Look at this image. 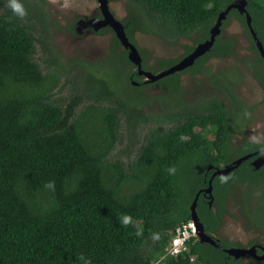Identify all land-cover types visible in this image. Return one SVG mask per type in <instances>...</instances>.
I'll use <instances>...</instances> for the list:
<instances>
[{
	"label": "trees",
	"instance_id": "obj_1",
	"mask_svg": "<svg viewBox=\"0 0 264 264\" xmlns=\"http://www.w3.org/2000/svg\"><path fill=\"white\" fill-rule=\"evenodd\" d=\"M127 1V33L135 44V30L166 39L198 33L203 42L220 14L241 0ZM45 2L31 5L43 14ZM246 2L264 44V0ZM2 6L5 0H0ZM139 13L146 20L138 21L134 14ZM231 16L248 28L238 10ZM36 31L12 10L0 15V264H239L195 242L189 255L166 256L176 230L192 219L198 189L208 185L207 168L232 166L233 154H242L233 152L231 142L249 111L237 94L228 88L231 110L218 99L194 104L185 100L176 81L169 97H157L166 110L144 120L142 106L152 85L132 84L131 77L140 79L128 51L117 50L115 40L111 57L69 63L71 73L81 69L76 75L80 94L91 103L75 114L83 96L70 97L67 107L54 100L60 77L44 73L34 60L36 43L45 46ZM230 47L217 40L207 56L226 57L232 54ZM49 53L54 64L62 65ZM145 62L146 71L160 69H149ZM204 64L201 58L190 71ZM122 116L141 125L151 120L174 125L150 130L136 162L125 168L109 159L121 138ZM252 170L246 162L213 183L215 192H223V201L235 187L248 183L243 196L256 203L244 207L250 230L264 228V178ZM200 202L199 210L207 211Z\"/></svg>",
	"mask_w": 264,
	"mask_h": 264
},
{
	"label": "rangeland",
	"instance_id": "obj_2",
	"mask_svg": "<svg viewBox=\"0 0 264 264\" xmlns=\"http://www.w3.org/2000/svg\"><path fill=\"white\" fill-rule=\"evenodd\" d=\"M34 1L20 0L26 14L23 17L19 16L24 24L37 27L35 33L37 39L43 38L45 40L47 48L43 43L42 45L36 43L34 60L41 66L44 73L48 74L52 71L60 77V85L53 94L54 100L60 101V104L67 107L70 97L72 101L76 96H83L81 104L75 110V114H80L91 103L87 100L86 95L80 94L82 92L76 75L82 72L81 69L76 68L71 73L69 63L78 60L81 62L98 61L106 58L112 45L111 34L96 35L85 27L98 21L94 18V13L98 14L99 4L97 0H47L44 13L38 14L34 8H31ZM8 3L9 0H5V6L0 7V15H5L11 10ZM110 9L120 20L129 18L125 1H111ZM134 15L140 22L142 19L146 20V17L140 13ZM84 16L88 17L87 21L89 23L80 22L78 31L75 32L73 21H77ZM132 37L143 56L146 57L145 61L150 68H154L158 59H179L183 55L182 50L184 47L192 42L191 40V42L188 41L189 39H184L174 43L141 31L133 32ZM219 40L225 44H231L232 55L213 58L207 65L209 69L216 71L213 72V77L226 78L231 76L233 78L235 90L233 92H236L238 98L249 111L247 113L249 122L237 131L232 147L234 146L235 150H239L245 140L260 145L264 143V65L258 60L250 42L249 34L237 16L228 18L222 28ZM50 50H52L53 58L62 64L59 65L60 67L54 64V61L50 58ZM46 60L47 62H45ZM61 67L67 68L69 72L62 74ZM211 79L210 75L206 73L198 74L195 77L185 75L180 78L185 98L194 104L211 97H218L221 101L226 102L221 90L211 87ZM162 90L160 91L156 87L146 90V94L150 97L143 102L144 120L149 117L150 113L160 117L161 109L166 110V107H160L157 102V97L160 96ZM158 100H161V98ZM138 123L132 122V120L129 122L126 117H121V138L109 156L110 161L120 162L125 168H128L136 162L150 130L160 127L167 129L174 125L172 122L166 123L162 120L142 122V125L140 122ZM229 201L228 213L224 217L221 228L224 238L241 245L250 240L264 242V230L249 231L247 225L237 217L236 210L238 208L232 205L234 200L230 199ZM243 264H248V261H244Z\"/></svg>",
	"mask_w": 264,
	"mask_h": 264
},
{
	"label": "flooded vegetation",
	"instance_id": "obj_3",
	"mask_svg": "<svg viewBox=\"0 0 264 264\" xmlns=\"http://www.w3.org/2000/svg\"><path fill=\"white\" fill-rule=\"evenodd\" d=\"M111 1H125L127 3V10H128V13L130 11V6H129V2L127 0H108V9H109V12L110 14L114 17V19L121 23L125 29V32H126V35L130 41L131 44H133L136 48H138V51L140 53V56L142 58V69L144 72H147L149 74H151L152 76H158L160 74H162L163 72L167 71V70H170L172 69L173 67H176L178 66L185 58H187L188 56H190L197 48V46H199L200 44H203L207 41H209L211 39V32H210V37L208 39H206L205 41L203 42H200V38H198V33L196 34H193L191 37H183V36H177V39L173 38V37H170V39H166L165 37H161V39L163 40H166V41H171V42H174V43H177L179 40H186V39H189L188 41L191 42V44H188L186 45V47H184V49L182 50V56L177 59V60H164V59H158L155 63V66L154 68H150V66L148 65L147 62L146 65L149 67V69H153V70H159L156 71V73H153L151 71H146L144 68H143V62H144V57H143V54L141 53L139 47L137 46V44L135 45L134 43L131 42V38L129 37V34L127 33V28L129 27V24H130V20H127V18L123 19V20H120L117 18V16L111 11L110 9V3ZM47 2V0H46ZM99 6H98V14L97 13H94V18H96L98 21L97 22H92L91 23V26L90 25H86L85 27H87L88 31H91L93 32L94 34L96 35H102V34H105V33H109L111 34L112 36V45L111 47L109 48V51H108V54L106 56V58H103V59H100L98 61H93V62H101L102 60H105L109 57L112 56V52H113V45L115 44V40H117L120 44V46L117 48V50L119 51H122V50H127L123 47V45L121 44L118 36H117V33L115 32V29L110 25V24H107V25H104V21H106V18L104 16V13H103V9H102V6L99 2V0H97ZM34 4V3H33ZM34 7V5H32ZM35 9V7H34ZM36 10V9H35ZM39 14V12H37ZM241 16H245L246 18V15L245 14H241ZM130 15H128L129 17ZM88 17L84 16V17H80L77 21L74 20L73 21V24L75 26H73V28L75 29V32H77L78 30V26L80 25L79 23H89L88 21ZM228 20V17L227 19L223 22L222 24V28L223 26H225L224 24H226L225 22ZM72 21V20H71ZM143 22V19L142 21ZM246 22H247V19H246ZM242 24V23H241ZM243 25V24H242ZM244 27V25H243ZM248 27V25H247ZM222 28H221V33H222ZM244 29L247 31V33L249 34V39H250V42L252 43V47L258 57V60L260 61V58L264 60V58L262 57L254 39H253V36H252V33L249 29V27L246 29L244 27ZM136 31H139V30H135L133 32H136ZM141 31V30H140ZM143 32V31H141ZM145 33V32H143ZM220 33V34H221ZM133 34V33H132ZM146 34H152V33H146ZM154 36H157L155 34H152ZM157 37H160V36H157ZM78 38V36H77ZM220 38V35L217 37L214 45L211 47V49L206 52V54L202 55L201 57H199L195 63L193 64V66L191 67H188V68H185L183 70H180V71H177L175 72L174 74H171L169 76H166L164 78H161L159 80H156V81H152L151 78H148L146 77L145 75H140L139 74V71H138V67L134 65V69H133V72L136 71V74L138 76V78L140 79V81H135L133 80L134 78L131 77L132 79V84L136 87L140 86L141 84H145V85H152V88L156 87L157 89H159L160 91L162 90L161 94H160V97H169L170 95V90L171 88H175V86H173L174 83H176V81L178 82L179 84V87L181 89V93L182 91L184 90L181 83H180V78H182L183 76L185 75H191V76H197L198 74H202V73H206L208 75H210V77L212 78L210 80V85L213 89L215 88H218L221 90V93L224 95L225 99H226V102H223L225 104V106L228 107H231V108H228V109H232V104H231V101L228 100V95H229V91H228V88L230 87L232 91H235L234 90V80L233 78L230 76V77H218V76H214L213 77V72H216V71H212L211 69H209L208 67V63L209 61H211L213 58H219L221 56H216V57H208L207 55L213 50L217 40H219ZM251 38L253 39V42L251 41ZM134 40V39H133ZM135 41V40H134ZM234 45V44H233ZM255 48H254V46ZM235 47V46H234ZM122 49V50H120ZM228 49V48H227ZM128 51V56H129V50ZM232 55V54H230ZM229 56V55H228ZM203 58L205 60V64L202 68L196 70V72L194 71H190L191 69H193L197 63V61L199 59ZM129 59V58H128ZM130 61V60H129ZM160 61H164L166 62V64H163L161 66V64L159 65ZM77 62H80V60H78ZM82 62H87V61H82ZM90 62V61H88ZM260 63H262L260 61ZM262 65H264L262 63ZM176 75L177 78L173 79V76ZM226 76V74H224ZM232 75V73H231ZM177 84V83H176ZM236 93V92H234ZM228 94V95H227ZM183 97H185L184 95V92H183ZM210 99H218L219 101H221L218 97H211V98H207L205 99L206 101L207 100H210ZM187 100V99H185ZM236 108V107H235ZM238 113L240 114H243V111L240 109V108H236ZM234 110V108H233ZM232 110V111H233ZM247 115L248 114H245L244 118H242L240 120L242 126H245L248 124L249 120L247 119ZM197 131H201L200 128L197 129ZM237 133V132H236ZM236 133L234 134V137L236 135ZM234 139V138H233ZM231 145H233V140L231 142ZM253 145L256 147L255 150H251L253 149ZM251 150V151H250ZM235 151V147L233 146V152ZM242 152V154L237 158L236 155L233 154V164L232 166H228V165H224L222 164L221 167H215L213 165H210L208 168H207V173H206V177L209 175V180L207 181L208 185L206 187H203V188H200L198 189L197 191V194L195 196V199L193 201V204L195 202V200L197 199V206H196V213H197V217H198V224L201 225V227H203L204 229V234L210 238L211 240L214 241V244L212 243H207V242H202V239H201V236L200 235H197L196 233V238L194 239L193 242L195 243H198V244H201V245H209V246H212L218 250H220L221 252L225 253L226 255H228V257H231L229 256L228 254V250L230 249H240V250H247V251H254V253L252 252H248V254H246L245 256L239 258V259H236L234 257H231L233 258L236 262H239V264H243L244 261H248V264H264V242H261V241H258V240H250L246 243H244L243 245H241L240 243H234L232 241H229V240H226L223 236V233H221V228H222V224H223V221H224V217L227 215L228 213V204L230 203V199H233V204L232 205H235L237 206V210H236V213L238 214L237 217L240 218L241 221H243L244 224L247 225V229L249 231H260L259 229L257 228H253L252 230H250L249 228V221L245 218V208L247 203L250 201L251 204H254V206H256V203L254 201H252V198H246L244 197V191L247 188L248 186V183H246L244 186H242L241 188L240 187H235L234 191L231 193H228L227 196H226V200H224V194L222 191L220 192H215L214 191V186H213V183H214V179L216 177H224V176H229V174H231L233 171H235L236 169L240 168L244 163H248V165L250 167H252V171L253 173H259L260 177L264 178V165L257 169L255 168L254 166V162L261 156L262 153H264V143L260 144V145H256V144H252L250 143L248 140H245L243 142V146L238 150V152ZM248 157V158H247ZM247 158V159H245ZM242 159H245L241 162V164H238V162ZM232 161V160H231ZM236 168H234V170L232 172H230L228 175H218L216 176L213 180H212V192H211V195H209L206 191L209 187V182L210 180L212 179V177L214 176V174L219 171V170H224L226 168H229V167H234L236 166ZM245 174V173H244ZM247 175V174H246ZM261 180V179H260ZM260 180H257V181H260ZM262 182V181H261ZM239 183V182H238ZM257 193V192H256ZM201 201V202H200ZM223 201V202H221ZM198 202L202 203L203 206L207 207V211L202 208L201 210H199V206H198ZM192 204V205H193ZM192 207V206H191ZM192 209V208H191ZM192 218V217H191ZM235 219V218H234ZM236 220V219H235ZM192 221V220H191ZM193 223V221H192ZM261 230H264V228H261ZM200 233V232H199ZM203 233V232H202ZM223 244H225L227 247H224Z\"/></svg>",
	"mask_w": 264,
	"mask_h": 264
},
{
	"label": "water",
	"instance_id": "obj_4",
	"mask_svg": "<svg viewBox=\"0 0 264 264\" xmlns=\"http://www.w3.org/2000/svg\"><path fill=\"white\" fill-rule=\"evenodd\" d=\"M102 9H103V13L104 16L106 18V21H104V25L110 24L114 29L115 32L117 33V36L121 42V44L123 45V47L127 50H129V60L131 63H133L135 66L138 67V71L140 75H145L148 78H151L152 81H156L159 80L161 78H164L166 76H169L171 74H174L177 71L183 70L185 68L191 67L193 66V64L195 63V61L201 57L202 55L206 54V52H208L211 47L214 45L217 37L220 35L221 33V28H222V24L223 22L227 19L229 13L233 10L236 9L238 10L241 14H245L246 15V19H247V25L252 33L253 39L262 55V57L264 58V44L263 42L260 40L257 32L255 31V29L253 28V21H252V17L250 15V13L247 10V2L246 0H241L238 1L237 3H234L232 5H230L226 11H224L223 13L220 14L218 21L216 22L215 26L211 29V39L203 44H200L196 50L187 58H185L178 66L173 67L170 70H167L165 72H163L162 74L158 75V76H152L151 74L144 72L142 69V58L140 56V53L138 51V48H136L133 44L130 43L125 29L123 27V25L119 22H117L114 17L110 14L109 9H108V0H99ZM248 158V157H247ZM245 158V159H247ZM245 159H242L238 162V164H241V162ZM264 165V153L261 154V156L254 162V166L255 168L259 169ZM236 166L234 167H229L226 168L224 170H219L217 171L214 176L212 177V179L209 182V187L207 189V193L209 195H211L212 192V180L218 176V175H228L230 172H232L234 170V168H236ZM196 206H197V199L195 200L194 204L192 205V221L193 224L195 226V231L197 233V235L201 236L202 242H207V243H212L214 244V241L211 240L210 238H208L205 234H204V229L203 227H201V225L198 224V217H197V213H196ZM200 232V233H199ZM203 232V233H202ZM248 252H252L254 253V251H247V250H240V249H230L228 250V254L231 257H234L236 259H239L243 256H245L246 254H248Z\"/></svg>",
	"mask_w": 264,
	"mask_h": 264
},
{
	"label": "built area",
	"instance_id": "obj_5",
	"mask_svg": "<svg viewBox=\"0 0 264 264\" xmlns=\"http://www.w3.org/2000/svg\"><path fill=\"white\" fill-rule=\"evenodd\" d=\"M196 238L195 226L192 222L180 226L166 248V256L179 257L191 253L190 244Z\"/></svg>",
	"mask_w": 264,
	"mask_h": 264
},
{
	"label": "clouds",
	"instance_id": "obj_6",
	"mask_svg": "<svg viewBox=\"0 0 264 264\" xmlns=\"http://www.w3.org/2000/svg\"><path fill=\"white\" fill-rule=\"evenodd\" d=\"M8 6L11 8V10L13 11L14 14L23 17L26 13H25V9L22 5V3L20 2V0H9ZM127 218H125V222H126ZM192 222V221H190Z\"/></svg>",
	"mask_w": 264,
	"mask_h": 264
}]
</instances>
